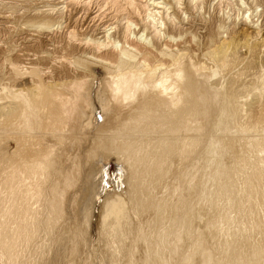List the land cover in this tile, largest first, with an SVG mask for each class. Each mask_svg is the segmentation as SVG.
Masks as SVG:
<instances>
[{
	"label": "bare ground",
	"instance_id": "bare-ground-1",
	"mask_svg": "<svg viewBox=\"0 0 264 264\" xmlns=\"http://www.w3.org/2000/svg\"><path fill=\"white\" fill-rule=\"evenodd\" d=\"M260 57L264 0H0V264L90 204L108 257L264 264Z\"/></svg>",
	"mask_w": 264,
	"mask_h": 264
},
{
	"label": "rangeland",
	"instance_id": "rangeland-1",
	"mask_svg": "<svg viewBox=\"0 0 264 264\" xmlns=\"http://www.w3.org/2000/svg\"><path fill=\"white\" fill-rule=\"evenodd\" d=\"M240 29V30H239ZM243 30V29H242ZM241 28H238L236 31H238V36L240 37L241 35H240V33H241ZM245 30V29H244ZM242 33H243V31H242ZM241 33V34H242ZM242 54H244V51L242 50ZM260 61L262 62V64H264L263 63V60H262V58L260 57V59H259V62H258V64H260ZM256 68V67H255ZM255 71H256V69H254ZM213 91V90H212ZM203 93H205V92H208V90H206V89H204L203 91H202ZM201 109H204L202 106H201ZM206 110V109H205ZM211 111V112H210ZM205 115H207V116H205V118L203 119V121H202V123H201V126H202V128L203 129H201V132L202 133H204L205 134V137H206V139L207 138H210V136H211V133L210 132H208L207 131V128H208V126L209 125H211V122H212V118H213V115H214V110L213 109H210V110H208V111H205ZM212 116V117H211ZM207 118V119H206ZM207 125H206V124ZM204 124V125H203ZM214 134V133H213ZM212 134V135H213ZM216 180H220V179H216ZM217 181V182H218ZM119 190V189H118ZM89 207H90V210H89ZM89 207H88V209H87V211L86 212H88V213H86V212H82V214L83 215H80L79 216V219H78V221L77 222H75V223H73L74 225H75V230H76V234H75V241H71V242H68L66 239H65V241H63V244L65 243V245H66V247L67 248H69L68 249V252L70 251V253L68 254L67 253V256H65L66 258H67V263H69V264H108L109 262V264H114L113 263V260L115 259V262H116V264H132V263H130V261H129V255H130V252H129V248L127 247V249H126V247L124 246V247H122V248H119L118 249V251H115V253H113V255L114 256H112V257H108L107 255H106V253H105V248H106V244H105V241L103 240V238H101V237H97V238H95V234H94V224H95V221L97 222V218H100V216L102 215V213H101V208H96V210H95V214H93L92 216L90 215V212H92V210H93V207H94V205H92V204H90L89 205ZM99 210V211H98ZM98 212H100V214L98 213ZM229 213H228V215H229V217H232V216H234L235 215V211L233 210V209H231V211L229 210L228 211ZM259 212H261V214H260V216L262 215V216H264V210L263 209H261ZM96 213H98L97 215H96ZM234 213V214H233ZM86 214H88V215H86ZM241 214V213H240ZM85 215V216H84ZM90 215V216H89ZM242 215V214H241ZM86 216H88L86 219H89V221L88 220H86V219H83V217H86ZM98 216V217H97ZM261 216V217H262ZM97 217V218H96ZM243 215H242V217H240V216H238L237 218H236V216H235V219H234V223L233 224H235L236 222H238V220H240V218H242L243 219ZM81 218V219H80ZM91 218V219H90ZM95 219V220H94ZM196 219V218H195ZM80 220V221H79ZM86 220V222H84ZM73 222V220H68L67 222H64L65 223V227H64V229L65 230H67V228H69L70 227V225H72L71 223ZM81 221L83 222V223H86V224H82L81 223ZM87 222H88V225H87ZM77 223V224H76ZM69 224V225H68ZM93 224V225H92ZM86 225V226H85ZM78 226V227H77ZM80 226V227H79ZM89 226V227H88ZM83 227H87V228H84L83 229ZM91 228V229H90ZM93 228V229H92ZM80 229V230H79ZM93 230V231H92ZM59 232H54V234L52 235V237H51V239H55L56 237H57V239H59V238H62L63 237V235L62 234H60V233H62L63 232V229H59L58 230ZM88 232H90V233H88ZM83 235H82V234ZM105 233V232H104ZM55 235V236H54ZM60 235V236H59ZM88 235H89V237H88ZM80 236V237H79ZM199 237V236H198ZM44 238V241L45 242H51V239L49 238V237H43ZM47 238V239H46ZM92 238V239H91ZM77 239V240H76ZM48 240V241H47ZM60 240H62V239H60ZM79 241V242H78ZM200 241L201 240H199V239H194V242L195 243H197L198 245L200 244ZM101 242V243H100ZM48 243V244H49ZM98 243H99V246H98ZM78 244H79V248H78ZM81 244V245H80ZM77 245V246H76ZM90 245V246H89ZM101 247V248H100ZM81 249H82V251H81ZM73 250H74V252H73ZM102 251V253H101V251ZM79 254H78V253ZM124 253V254H123ZM78 255V256H77ZM103 255V256H102ZM74 258H73V257ZM82 256H84V257H82ZM37 257H39L38 255H37ZM77 257V258H76ZM79 257H80V260H79ZM118 257V258H117ZM65 258V259H66ZM108 258V259H107ZM117 258V259H116ZM37 259H39V258H35V260H34V262L36 261V262H38L37 261ZM82 259V260H81ZM86 259V260H85ZM105 259V260H104ZM113 259V260H112ZM118 260V261H117ZM127 260V261H126ZM75 261V262H74ZM79 261V262H78ZM81 261V262H80ZM100 261H101V263H100ZM106 261V262H105ZM119 261H121V262H119ZM176 262H177V260H175ZM43 264H49V262H45V263H43Z\"/></svg>",
	"mask_w": 264,
	"mask_h": 264
}]
</instances>
